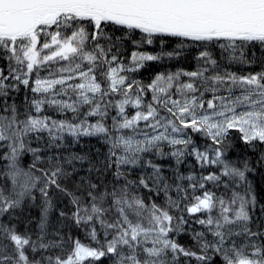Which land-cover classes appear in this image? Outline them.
Masks as SVG:
<instances>
[{
	"label": "snow or ice",
	"instance_id": "6c2138e0",
	"mask_svg": "<svg viewBox=\"0 0 264 264\" xmlns=\"http://www.w3.org/2000/svg\"><path fill=\"white\" fill-rule=\"evenodd\" d=\"M109 24L139 30L137 47L157 37L161 43L180 38L178 48L184 41L200 44L197 70L160 73L147 85L131 79L128 73L161 56L133 51L126 64L125 37L107 33ZM213 41H225L218 46L229 62L251 63L244 48L259 44L264 50V0H0V264H96L101 258L111 264H264V230L250 226L249 208L257 200L248 173L255 169L247 158H229L233 130L248 148L264 145V70L244 75L221 67L208 50ZM42 70L48 74L41 76ZM129 108L135 109L131 115ZM197 134L210 143L198 145ZM94 136L109 145L100 167L88 154L56 152L67 147L68 137L75 144ZM147 153L171 157L177 166L192 156L216 171L199 180L177 171L176 180L189 181L185 188L168 183L162 166L144 159ZM257 162L264 164V152ZM85 163L96 181L81 177L74 190L62 185ZM113 167L109 181L105 173ZM136 167L144 171L129 179L127 169ZM209 182L226 190L243 185L244 194L233 190L225 199L206 188ZM53 188L73 208L70 217L59 215L84 227L89 243L69 237L66 249L59 231L49 238ZM141 189L163 194L164 202H146ZM189 189L191 200L183 203ZM37 192L33 238L12 220L25 201L36 202ZM183 235L191 245L180 243ZM56 249L60 254H48Z\"/></svg>",
	"mask_w": 264,
	"mask_h": 264
},
{
	"label": "trees",
	"instance_id": "16d2710c",
	"mask_svg": "<svg viewBox=\"0 0 264 264\" xmlns=\"http://www.w3.org/2000/svg\"><path fill=\"white\" fill-rule=\"evenodd\" d=\"M91 30V29H90ZM105 31L113 36H124L125 38L122 41L121 47V56L123 61L127 64L130 61L131 53L133 51L144 52L152 55H160L161 58L155 61H146L144 67L139 69L136 72L128 73V76L133 79L142 82L147 85L151 83V81L155 78L157 74L164 73H174L177 70L184 71H195L198 67L197 56L200 51L204 50L203 47L191 41H184L185 46L182 48H178L177 45L181 43L180 38L166 37L164 38L163 43H161V39L159 37L154 38L152 44L141 43L139 47L133 43V41H140L142 34L139 30H134L131 33H128L127 30H121L120 26L107 25ZM225 41H213L208 44V50H210L214 56L220 63L221 67L227 68L229 71L236 72L237 74L247 75L248 73H255L261 70H264V50H262L259 44L249 45L244 48V56L247 60L251 61V63L245 64L240 63L238 61L229 62L228 56L229 53L227 51H223L218 44ZM240 43L239 41L237 42ZM169 52H178L179 55H173L171 57L167 55H163V53ZM3 63V61H0ZM183 78V77H182ZM25 95V90H21L19 94H17L16 99L18 103L23 102V98ZM31 96V93H28ZM151 92L145 94L144 99L146 102L151 100ZM208 98V96H206ZM47 110V109H46ZM134 109L129 108L128 113L133 112ZM46 115L53 116V114L48 111H45ZM114 114V113H113ZM58 115V114H54ZM63 117L59 116L58 118ZM69 118L71 116H68ZM54 118H56L54 116ZM64 118V117H63ZM62 118V119H63ZM109 125L111 124V120L107 122ZM46 139V136H45ZM230 139L234 144V148L229 152L230 159L237 158H247L252 167L255 169L253 172L248 173V181L251 183L252 191L256 196L257 203L254 208L250 207V215L252 217L251 220V228L253 231L256 230H264V211H262V207H264V164L258 163L259 156L261 152H264V145L257 144L255 150L248 148L243 144L242 141L239 140V133L233 130L230 133ZM43 143V142H42ZM67 147L62 150H56V152L63 151L64 155H67L69 152H76L80 154H88L91 158L92 162L100 167L101 162L106 161V157L108 154L109 145L103 142L101 137H81L79 143L73 144L72 138L68 137L66 140ZM35 146V144L33 145ZM3 151V149H0ZM48 155H52L53 152H48ZM155 156L152 153H147V159H152ZM171 157L164 158L162 160H154L157 164H160L163 169V176L166 181L170 184L180 183L185 188L188 187L189 181H176L175 173L178 171L180 174L183 173L184 176H188V173L195 175L196 179L199 180L201 175H207L213 171V167L201 168L197 166L196 161L191 157L187 156L184 158V162L177 166L176 162L172 160ZM30 156L25 157V163L30 162ZM46 165H38V167H44ZM79 171L74 174L71 178L61 180L62 185L67 186L70 190H74L76 185L80 183L81 177L84 178L85 182L88 178H91L93 181H96V173L93 171L91 173L88 172V164L85 163L83 166L77 165ZM115 171L113 167L111 170H108L105 173L107 180H112V173ZM129 171V179L136 180L139 175L144 171L143 168L140 169L134 168ZM150 172V170H148ZM171 178V179H170ZM209 191L214 192L217 196H224L225 199L231 196V193H226V189L222 186L215 187L213 183H208L206 187ZM213 188V189H211ZM202 190L197 189L196 195H200ZM139 194L145 198V201L148 202V198L151 197L158 204H162L164 202L163 194L160 196H156L154 193H149L147 190L141 189ZM244 194V193H241ZM173 198H176V193H172ZM37 200L33 204L30 201H25L22 209H17L15 212L16 219L12 220V223L16 224L18 231L21 233L27 231L33 234V238H35V234L37 233V224L40 217V208L39 205L41 203L38 192L36 193ZM50 196L52 197L53 207L49 213V238H52L53 234L57 231L64 237L66 243L65 248L70 247L69 237L72 239H79L83 243H89V239L87 238V230L84 227H77L70 218L61 217L59 215L60 211H64L68 217L71 216V212L73 211L72 205L69 203V198L56 189L50 190ZM189 200L183 201V203H188L192 197V190H188ZM216 212H213V215H216ZM114 215V213H113ZM4 222H8L9 217L5 215L3 218ZM98 231L100 232L101 239H103V232L100 230L99 225H96ZM193 227L199 229V225L193 224ZM211 239V236L208 237ZM180 243L191 245L192 241L189 235H183L179 238ZM95 247V244L92 245ZM48 254L50 255H58L60 254V250H52ZM87 264V262H85ZM96 264H111V261L108 258H101L100 261H97ZM181 264H184L182 261ZM194 264V262H193Z\"/></svg>",
	"mask_w": 264,
	"mask_h": 264
},
{
	"label": "rangeland",
	"instance_id": "374dc122",
	"mask_svg": "<svg viewBox=\"0 0 264 264\" xmlns=\"http://www.w3.org/2000/svg\"><path fill=\"white\" fill-rule=\"evenodd\" d=\"M53 67V69L56 67L55 65H53L52 66ZM48 74V72H47V70H42L41 71V76H46ZM182 79H184V80H186L187 78L186 77H183ZM133 109V108H132ZM48 111H50L52 114H53V117L55 116L56 117V119H62L63 117H60V118H58L60 115H54V114H57V113H55L54 111H52V110H46V112L48 113ZM134 111H135V109L133 110V112H130L129 113V115H131V114H133L134 113ZM72 114L71 113H68V116H71ZM141 128H143V122L141 123ZM238 133V132H237ZM45 136H46V134H45ZM194 139L196 140V142H197V144L198 145H204L205 143H210V141H206L205 140V138L204 137H202V136H200V135H194ZM164 150H165V152H168L169 151V149H168V147L167 146H165V148H164ZM144 157H146V154H145V156ZM168 156H166V157H164V158H167ZM192 157V156H191ZM164 158H159V157H154V158H152L151 160H162V159H164ZM193 159H194V157H192ZM171 159V158H170ZM145 160H148L147 158H145ZM172 160L175 162V160L172 158ZM195 160V159H194ZM155 162V161H154ZM197 163V162H196ZM197 166L198 167H200V165L199 164H197ZM207 167H212V166H207ZM207 167H205V168H207ZM137 168V167H136ZM138 169H140V167H138ZM127 170H133V169H131V168H129V169H127ZM148 170H150V169H148ZM151 171V170H150ZM213 171H216V168L215 167H213ZM190 173H188V175H189ZM182 175H183V173H182ZM171 179V178H170ZM175 182H177V180L175 181ZM209 183H211V182H209ZM172 184H174V183H172ZM208 185V184H207ZM207 185H206V187H207ZM214 185V184H213ZM220 186H222L223 187V184H221ZM219 186V187H220ZM215 187H217V186H215ZM211 189H213V188H211ZM233 190H235V191H237V192H240V193H244V190H245V187L243 186V185H241V186H239V187H236V186H234V185H230V187H229V189H227L226 190V193H232V191ZM174 192V191H173ZM172 192V193H173ZM39 194V193H38ZM198 215H200V214H198ZM35 237V236H34ZM69 248V247H68Z\"/></svg>",
	"mask_w": 264,
	"mask_h": 264
}]
</instances>
